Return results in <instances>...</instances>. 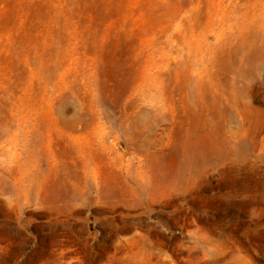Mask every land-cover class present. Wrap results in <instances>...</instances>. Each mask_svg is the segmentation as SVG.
<instances>
[{"label": "rangeland", "instance_id": "1", "mask_svg": "<svg viewBox=\"0 0 264 264\" xmlns=\"http://www.w3.org/2000/svg\"><path fill=\"white\" fill-rule=\"evenodd\" d=\"M0 264H264V0H0Z\"/></svg>", "mask_w": 264, "mask_h": 264}]
</instances>
